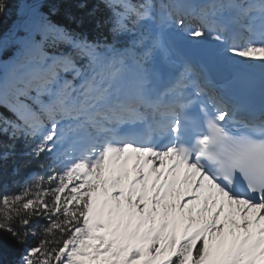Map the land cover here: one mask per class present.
I'll list each match as a JSON object with an SVG mask.
<instances>
[{
    "label": "snow or ice",
    "instance_id": "obj_1",
    "mask_svg": "<svg viewBox=\"0 0 264 264\" xmlns=\"http://www.w3.org/2000/svg\"><path fill=\"white\" fill-rule=\"evenodd\" d=\"M66 2L0 0V264H264V0Z\"/></svg>",
    "mask_w": 264,
    "mask_h": 264
},
{
    "label": "trees",
    "instance_id": "obj_2",
    "mask_svg": "<svg viewBox=\"0 0 264 264\" xmlns=\"http://www.w3.org/2000/svg\"><path fill=\"white\" fill-rule=\"evenodd\" d=\"M79 0H67V2L62 5L61 12L54 17V19L59 20L61 23L76 28L78 31H82L87 34L90 38H93L97 34L95 28L94 19L104 15L103 11H97L96 17L89 16L88 13L95 7L97 0H87V7L81 9L77 7ZM32 0H21L20 7L23 8L25 4H31ZM69 10L72 16L78 19H83L82 24H77L73 19L65 14V10ZM41 11H47L46 7L42 8ZM16 19L15 8L13 7L8 15L0 17V28H5L10 25ZM7 54L0 59H6ZM21 144L18 143L15 154L10 155L7 161H0V189L5 186L9 191H17L20 186L23 185L24 181L27 179L28 171L23 169L19 171H14L19 161L22 159L20 156ZM46 159V158H45ZM30 171H38L33 165ZM18 249L6 252L3 256L4 260H11L15 257Z\"/></svg>",
    "mask_w": 264,
    "mask_h": 264
},
{
    "label": "rangeland",
    "instance_id": "obj_3",
    "mask_svg": "<svg viewBox=\"0 0 264 264\" xmlns=\"http://www.w3.org/2000/svg\"><path fill=\"white\" fill-rule=\"evenodd\" d=\"M190 2H195V0H190Z\"/></svg>",
    "mask_w": 264,
    "mask_h": 264
},
{
    "label": "bare ground",
    "instance_id": "obj_4",
    "mask_svg": "<svg viewBox=\"0 0 264 264\" xmlns=\"http://www.w3.org/2000/svg\"><path fill=\"white\" fill-rule=\"evenodd\" d=\"M256 71H257V74H258V71H259V70L257 69Z\"/></svg>",
    "mask_w": 264,
    "mask_h": 264
}]
</instances>
